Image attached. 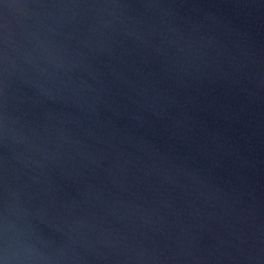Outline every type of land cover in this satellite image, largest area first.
<instances>
[{"label":"water","instance_id":"95a60500","mask_svg":"<svg viewBox=\"0 0 264 264\" xmlns=\"http://www.w3.org/2000/svg\"><path fill=\"white\" fill-rule=\"evenodd\" d=\"M0 264H264V0H0Z\"/></svg>","mask_w":264,"mask_h":264}]
</instances>
